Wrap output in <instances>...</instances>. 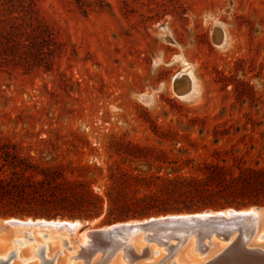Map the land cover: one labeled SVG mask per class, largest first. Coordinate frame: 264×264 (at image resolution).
<instances>
[{
  "label": "rangeland",
  "instance_id": "374dc122",
  "mask_svg": "<svg viewBox=\"0 0 264 264\" xmlns=\"http://www.w3.org/2000/svg\"><path fill=\"white\" fill-rule=\"evenodd\" d=\"M182 74L190 90L179 97ZM5 153L33 180L56 172L101 197L97 218H56L88 230L177 215L109 216V196L132 204L157 177H200L206 164L264 170V0H0V178L13 172ZM1 236L4 264L80 262L62 233ZM101 243L94 264L117 248ZM187 252L160 264H189Z\"/></svg>",
  "mask_w": 264,
  "mask_h": 264
},
{
  "label": "trees",
  "instance_id": "16d2710c",
  "mask_svg": "<svg viewBox=\"0 0 264 264\" xmlns=\"http://www.w3.org/2000/svg\"><path fill=\"white\" fill-rule=\"evenodd\" d=\"M8 158L13 172L9 178H0V218L93 219L102 213L104 200L80 184L66 182L51 171L33 180L26 174L29 164L21 169L18 158L5 153L3 159ZM156 181L145 186L146 194L139 196L135 190L138 196L132 204H119V198L109 196L112 220L264 207V170L239 169L233 175L225 167L206 164L200 177H157Z\"/></svg>",
  "mask_w": 264,
  "mask_h": 264
},
{
  "label": "bare ground",
  "instance_id": "6f19581e",
  "mask_svg": "<svg viewBox=\"0 0 264 264\" xmlns=\"http://www.w3.org/2000/svg\"><path fill=\"white\" fill-rule=\"evenodd\" d=\"M228 212H230L228 209L223 211V214L227 219L229 218ZM241 212H252L253 217L240 222L228 221L224 229H217L213 232L205 231L203 233H199L198 231H193L183 235H167L158 233L159 236H162V238H157L155 236L156 233H153L152 231H139L134 233L117 232L111 235L107 234L104 236H98L95 233L96 231H107L108 227L101 228L99 230H88L85 225L80 223V221L72 220H0V256L4 259L6 255V246L3 245L1 233L5 232L6 234V232L8 233V231L15 229L25 230V232L26 230L33 232L35 230L37 232L44 230L48 232H56L60 235L61 233L65 234V238H68V244L73 251V256L69 257V260H80L78 264H94L101 260L103 258V255L100 253L102 251L100 249L102 241H104V243L111 244L113 247H117L113 255L111 257L109 256L110 258L103 261L102 264H145L148 262L151 264H160L169 260L174 262L179 258L181 253L184 254L187 250L188 255L185 254L184 256L189 259L193 258V261L189 264H217L227 257L230 260H234V263L236 264L240 263L241 260L250 261L252 258L254 261L255 258L262 261V259H264V243H261V240L264 239V208H251L241 210ZM209 213L214 215L211 211H209ZM133 223L134 222L132 221L128 222V224ZM182 237L184 238L183 242L177 245L179 239ZM126 244L129 245L125 247ZM154 244H157L159 247H155ZM175 246L177 247L174 248ZM128 247H130L131 250L134 249L138 257L130 258L127 252L128 250L130 251V249H126ZM44 248L45 256L51 257V254L54 251L51 250L48 245H40L38 254L36 255H41ZM167 252L168 254L166 255ZM26 253L27 252L23 250L22 257H26ZM196 253H198V255H196ZM61 254L63 255V253ZM117 254H119V260L114 263L113 257ZM88 255L89 257H87ZM16 257H19V252H17ZM199 257L202 258L200 259ZM66 258L67 257L65 255L64 257H57L54 264H64V260L66 261ZM138 260L144 261L136 263ZM5 262L6 261L0 259V264H4ZM224 263H226V261H224ZM41 264H51V259L48 260L44 257Z\"/></svg>",
  "mask_w": 264,
  "mask_h": 264
},
{
  "label": "water",
  "instance_id": "95a60500",
  "mask_svg": "<svg viewBox=\"0 0 264 264\" xmlns=\"http://www.w3.org/2000/svg\"><path fill=\"white\" fill-rule=\"evenodd\" d=\"M190 80L184 74L180 75L176 78L174 82V91L177 96H182V94H187L190 90V87L187 85L186 81ZM263 208L261 206H251L247 209ZM223 210L219 211H211L214 215L210 214L209 211H204L201 213H193V214H177V215H166L160 216L156 218H149L147 220L141 221H132L133 224L118 223L108 227L107 231H96L95 233L98 236H104L107 234H115L117 232L124 233H134L139 231H152L156 234H187L193 231H198L199 233H203L205 231L213 232L217 229H224L227 225L228 221L240 222L245 219H249L253 217L252 212L242 213L241 210H235L228 208L230 212H228V219L223 214ZM56 220V219H54Z\"/></svg>",
  "mask_w": 264,
  "mask_h": 264
}]
</instances>
